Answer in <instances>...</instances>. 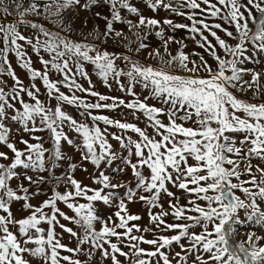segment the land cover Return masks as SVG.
Returning <instances> with one entry per match:
<instances>
[{"label":"snow or ice","instance_id":"1","mask_svg":"<svg viewBox=\"0 0 264 264\" xmlns=\"http://www.w3.org/2000/svg\"><path fill=\"white\" fill-rule=\"evenodd\" d=\"M0 264H264V0H0Z\"/></svg>","mask_w":264,"mask_h":264},{"label":"rangeland","instance_id":"2","mask_svg":"<svg viewBox=\"0 0 264 264\" xmlns=\"http://www.w3.org/2000/svg\"><path fill=\"white\" fill-rule=\"evenodd\" d=\"M190 46H191V45H190ZM17 71H18V73H19L21 76L24 75V72H23L22 69L17 68ZM97 88H99V89L102 90V91H111V92L115 93V89H112V90L105 89L104 86H103L102 84H99V83H97ZM132 208H133V210H136V211H141V212L143 211L141 205H132Z\"/></svg>","mask_w":264,"mask_h":264}]
</instances>
